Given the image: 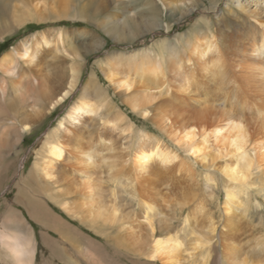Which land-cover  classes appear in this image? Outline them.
I'll return each instance as SVG.
<instances>
[{
	"label": "bare ground",
	"instance_id": "bare-ground-1",
	"mask_svg": "<svg viewBox=\"0 0 264 264\" xmlns=\"http://www.w3.org/2000/svg\"><path fill=\"white\" fill-rule=\"evenodd\" d=\"M124 1L106 4L119 9L111 14V27L105 25L116 40L125 31L135 35L138 28ZM158 1L180 11L186 5L191 12L200 4ZM92 2L87 10L93 12L83 10L81 17L99 12ZM135 2L137 8L147 6L143 9L150 18L160 17L158 2ZM231 3L255 22L248 34L206 35L205 41L188 34L175 42L158 40L157 52L146 47L131 56L113 53L101 59L107 87L94 77L87 82L81 99L44 133L28 170V155L16 165L25 134L74 93L83 59L72 43L66 45L63 31L53 28L33 33L0 55V190L18 174L15 195L0 199L12 201L0 214V264H264V220L244 197L250 175H264V121L252 129L226 99L196 94L191 87L200 64L214 81L237 84L235 91L263 99L264 0ZM45 5L0 0V43L11 30L8 19L23 26L69 16L66 0ZM234 9L229 7V16ZM201 19L210 33L211 20ZM110 91L158 134L137 129ZM93 93L100 99L86 98ZM107 129L119 133L121 142L106 136ZM246 148L253 154L237 156ZM229 155H236L232 163L215 164ZM196 166L209 173L203 183L208 193L200 196L189 190ZM216 172L226 184L218 211L208 205L217 200ZM48 201L70 220L58 216ZM254 217L261 219L258 226ZM30 223L47 231L37 232Z\"/></svg>",
	"mask_w": 264,
	"mask_h": 264
},
{
	"label": "rangeland",
	"instance_id": "rangeland-1",
	"mask_svg": "<svg viewBox=\"0 0 264 264\" xmlns=\"http://www.w3.org/2000/svg\"><path fill=\"white\" fill-rule=\"evenodd\" d=\"M41 1L46 4L45 6H48L49 3H54V0ZM66 1H68V3L71 5V7L69 8V16H67V18H48L44 22H30L23 26H19L18 24H15V22H13L12 20L10 21V19H8V24L10 25L11 30L9 33L3 35L5 39L3 42L0 43V55H2L4 52L9 51L13 45H16L21 40L30 37V35H32L33 33H38L45 30L47 31L48 29L52 28L61 29L64 33V37H66V45L68 43H72V45L77 48L80 53L79 55L83 59L81 62L80 84L78 85L74 93L69 96V99H67L66 102H63L62 104L57 106V108H55L50 114H48L47 119H45L38 125L36 124L34 128H32V130L28 131V133L25 134L27 138L23 140V150L21 152L20 157H18L16 165H19L21 157L28 155L29 158L27 159L25 166L27 170L30 169V167L32 166V163L36 156L34 154V148L44 137V133L47 130L49 131V129L55 127V125L58 124L59 120L65 117V114L69 110L70 105H72L75 101H79V99H81L80 92L82 91L83 87L87 84V82L91 80L92 77H94L98 82L103 85V87H107V80H105L99 67L100 60L105 58V56L107 57L108 55L113 53L121 54L123 55V57L129 55L131 56L135 53L136 50H142L146 47L149 48L151 53L157 52L159 50L158 46L156 45V42L158 40L170 39L175 42L174 38L182 37L188 34L196 37L199 36L198 38L201 41H205L203 39L207 38L206 35H212L213 37L218 38V35L220 36L223 33H232L234 35L244 33L248 34L251 26L255 24V22L252 19L248 18L242 10L237 9L235 4H229L230 0H217L215 3L211 0H199L200 4L196 7L193 12H191L186 5H182V7H184L185 9L183 11H180V9L178 10L175 6L166 7L165 5H163V3L159 2L158 0H153L154 2L159 3L157 4L158 10H161L160 17L155 16V18H150L147 13H144L143 8L147 6L143 5L142 3L141 6L137 8L135 6V0H125L124 2H127L128 5L127 10L129 11V15L137 21L138 28L135 32V35L131 36V34H128V31H125L124 38L121 40H116L113 36H111V34L107 33V30L105 29V25L108 26L112 23V21L110 20L111 14L115 15V12L119 11V9L112 8V6H106V4H108L110 0H94V2L90 3L92 4V8L96 6L100 7V10L99 12H97L96 16H91L90 19H87L86 17L83 18L80 15L82 14L83 10L87 13L93 12V9L87 10L89 7L87 2L91 0ZM248 1L249 0H243V2ZM14 3L19 4L20 1H15ZM43 7L44 6H42V8ZM229 7H232V9L236 8L234 9L235 13L233 16H229L228 14ZM252 8L253 7H251L250 9ZM56 9L58 8L56 7L55 10ZM201 17H205L211 20L209 22L210 33L208 32V34L206 28L203 27V25L200 23L202 20ZM178 18L182 19L177 22L179 20ZM221 19H223L222 22L220 21ZM160 21L162 22V24L159 28L149 30L150 26L153 23H160ZM109 27H111V25ZM194 74L196 75V79L191 84V87L193 88L192 90L196 92V94L198 93L200 95L206 96L209 95L213 98H218V96L223 97L228 101L227 107L233 109L236 108L238 110L240 109L239 111L248 120L249 126H252V129H255L259 122L262 123L264 121V91L262 97L263 99L260 100L258 98H255L256 96L254 97L253 95H251L250 92H247V90L244 91L243 89H241L235 91L234 87H236L237 84L232 85L228 83L226 85L225 83H219L218 79L214 81L212 77H210V75L206 74V72L203 70V65L200 64L196 66ZM190 79L191 78L185 80L190 81ZM237 88L239 89V87ZM242 90L244 92H242ZM110 95L114 97L115 103H117L119 108L128 115L130 120H133L135 122V127L137 129H146L151 133L158 134L151 122L143 123L139 118H137L136 115L132 114L126 108V106H124L122 100H120L118 96L113 95L112 91H110ZM86 98L94 99V101L100 99L95 95V93L91 94L90 96H87ZM256 103L258 105H256ZM259 103H261V106L259 105ZM239 106L240 108H237ZM106 131V136L111 135L110 138H112L116 143L121 142L119 133H115L109 129H107ZM246 149L238 151L237 156H240L244 153L246 154L247 152L249 156L253 154L252 150L249 151L248 148ZM233 156L236 155L219 157V159L215 160V164L217 166H219L220 164H230L232 163L231 160L233 159ZM235 162L237 161H234V164ZM193 168L195 170V174L192 177V180H189L191 181L189 183V190L191 189L192 191L197 192L196 194H198V196L204 194V191L207 194L208 192L205 190L203 183L205 181V176L209 175V173L205 172V168H203L202 166H196ZM17 175L18 174L16 173L15 176L11 179V181L9 180L5 183V188L0 190V199H4L10 193H12V195H15L16 188H14L15 183L13 181L15 180ZM212 176L214 179V183L216 184L213 188L214 197H216L217 200L213 202H208V205L211 207V210L218 211V206L216 204H221L223 202L225 197V186H223V184H226L223 180L221 173L216 172L215 174H212ZM193 182H197L199 183V185L194 186ZM247 182L249 183V187L248 184H245L247 188L244 190L246 191L244 192V197L248 198L247 202L250 203L249 207L253 206L251 208H258L260 210V217L264 220V190L258 192V189H264V175L251 174L250 177L247 179ZM231 185L233 184L231 183ZM107 186L110 187V183H108ZM120 195L122 196L121 198H123V200L126 199V197H124L126 195H124L123 192L120 193ZM48 203L58 216L70 220L68 218V215L56 204L51 203L49 201ZM9 204L12 205V201L10 199L0 200V214ZM17 208L21 209L19 207ZM261 219L259 217H254L253 223H256V225L258 226L259 221ZM73 222L78 225L76 221ZM30 224L34 226V228H36L37 232H39V230H46L45 228L40 225H37L36 223ZM84 231L88 232V230H85V228ZM50 235L54 236L55 233L51 232ZM95 238L98 239V236H95ZM45 257L47 256H44V258Z\"/></svg>",
	"mask_w": 264,
	"mask_h": 264
}]
</instances>
